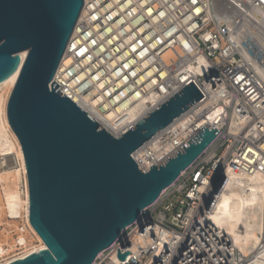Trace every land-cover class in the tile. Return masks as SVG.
Masks as SVG:
<instances>
[{"label":"built area","instance_id":"1","mask_svg":"<svg viewBox=\"0 0 264 264\" xmlns=\"http://www.w3.org/2000/svg\"><path fill=\"white\" fill-rule=\"evenodd\" d=\"M63 56L50 84L114 137L139 121L130 115L140 103L147 115L191 82L201 93L141 147L160 153L146 167L133 158L143 172L203 127L218 132L91 264H246L252 254L207 218L227 170L264 175V0H87ZM218 173L222 182L212 188ZM0 228L7 236L0 264L36 240L23 209L13 216L7 209Z\"/></svg>","mask_w":264,"mask_h":264},{"label":"water","instance_id":"2","mask_svg":"<svg viewBox=\"0 0 264 264\" xmlns=\"http://www.w3.org/2000/svg\"><path fill=\"white\" fill-rule=\"evenodd\" d=\"M83 4L0 0V82L20 66L7 119L24 157L29 222L46 246L10 264H91L218 133L203 127L187 147L143 172L133 154L203 97L192 82L120 137L58 92L50 82ZM221 182L218 173L212 188Z\"/></svg>","mask_w":264,"mask_h":264},{"label":"bare ground","instance_id":"3","mask_svg":"<svg viewBox=\"0 0 264 264\" xmlns=\"http://www.w3.org/2000/svg\"><path fill=\"white\" fill-rule=\"evenodd\" d=\"M19 56L22 62L26 52L20 53ZM64 63H67L66 56L61 59V65ZM19 67L0 82V92L4 90V93L0 95V176L11 178L8 179L10 183L13 179L14 186H16L20 173L24 175L26 184L24 198L21 199L18 190L7 187L3 191L5 205L12 216L17 215L19 210H24L27 225L39 244L37 246L30 244V248L23 256L1 264L23 260L32 254L46 250V246L29 222V193L24 157L21 146L7 119V102L17 80ZM148 101L154 102L153 100ZM144 103H140L131 112V121H138L146 115L147 106ZM77 105L82 108L81 105ZM198 123L199 125L203 124L200 121ZM159 156L158 150H148L146 146L133 154V158L145 167L150 163V157ZM226 175L225 188L219 192L207 220L213 227L226 235L239 251L247 255L252 254L246 264H264V175L256 174L248 177L230 170H227ZM7 186L9 185L7 184ZM261 248L263 249L260 250Z\"/></svg>","mask_w":264,"mask_h":264},{"label":"rangeland","instance_id":"4","mask_svg":"<svg viewBox=\"0 0 264 264\" xmlns=\"http://www.w3.org/2000/svg\"><path fill=\"white\" fill-rule=\"evenodd\" d=\"M3 93H4V90L0 92V95H2ZM20 176H21V178H20ZM18 178H19V180L17 179L16 186H14L13 179L11 180V183H10L9 180L11 178H6L4 176H2V177L0 176V220L4 219L5 215L7 214V207L5 205L4 192H3L5 188L8 187L9 189H16V191L18 190L17 192L20 194L21 199L23 198L22 191H23V186H24V180H23L22 173H20ZM5 179H6V181H5ZM7 184L9 186H7ZM17 187H18V189H17ZM3 239H7V236L4 235V232L0 228V240H3ZM38 244L39 243L36 240L32 241V245L37 246Z\"/></svg>","mask_w":264,"mask_h":264}]
</instances>
